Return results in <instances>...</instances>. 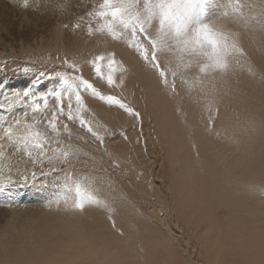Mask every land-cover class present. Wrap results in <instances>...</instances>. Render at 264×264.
I'll list each match as a JSON object with an SVG mask.
<instances>
[{"label": "rangeland", "instance_id": "374dc122", "mask_svg": "<svg viewBox=\"0 0 264 264\" xmlns=\"http://www.w3.org/2000/svg\"><path fill=\"white\" fill-rule=\"evenodd\" d=\"M103 3L104 0H27L25 6V0H0V145L4 151L0 169L4 175L13 169V180L0 177V264H25L33 254L29 248L34 241L23 236L26 227L35 229L42 224L61 228L65 223L100 231L95 245L84 243L77 250L79 258L84 259L79 264H184L187 250L194 249L195 254L199 243L190 233L180 231L181 223L169 214L173 209L171 186L177 183L171 166L176 160L175 165H181L175 168L184 170L181 180L185 188L177 189L184 192L181 199L197 198L201 202L202 194H208L221 201L217 205L212 201V210L202 204H186V208H196L198 219L210 211L220 216L224 222L212 226L220 229L216 234L225 236L232 230L224 216L228 209L242 223L246 212L249 221L256 224V214L250 215L256 208L239 205L237 200L238 205L227 206L225 193L236 199L241 189L264 201V175L260 172L264 165V0H194L198 14L193 23L211 24L230 43L233 37L229 33L239 34L246 54L230 56L228 69L220 71L209 67L210 45L197 44L195 53L177 48L168 67L167 84L139 51L129 46L130 35L116 40L106 29L95 31L110 19L99 15L106 11L101 7ZM137 39L144 42L139 34ZM106 52L114 53L122 65V70L114 73L117 82L124 79L119 88H110L89 63L95 55ZM65 59L75 60L82 75L102 94L117 95L139 111L141 120L137 122L117 106L82 93L86 110L81 116L104 138L101 144L79 119L68 118L66 98L61 102L62 115L52 96L47 98V108L40 101V112L25 109L33 95L57 87L67 89L54 75L72 74ZM24 67L32 70L23 71ZM201 68L205 71L200 72ZM102 72L104 76L108 74L106 61ZM72 107L75 115L74 98ZM53 112L57 113L55 133L49 127ZM17 116L33 124V132H47L51 147L68 151V163L35 167L28 163L24 146L4 136V129ZM23 133L21 126L18 135ZM210 146L215 147L213 154L206 151ZM178 152L187 155L172 161L171 155ZM17 168L27 169L29 175L34 170L36 175L21 182ZM67 172L88 177L93 194L105 200L112 211L90 206L83 215L74 216L57 211L55 205L47 207L50 199L62 195L60 185ZM217 190L222 193L217 195ZM123 216L127 221L125 229L117 222ZM160 217L169 224L161 222ZM244 229L250 241L259 231L258 225L256 230V226L249 227L245 222ZM40 250L48 253L47 246ZM45 256L41 264L70 263ZM75 261L71 264H77Z\"/></svg>", "mask_w": 264, "mask_h": 264}, {"label": "snow or ice", "instance_id": "6c2138e0", "mask_svg": "<svg viewBox=\"0 0 264 264\" xmlns=\"http://www.w3.org/2000/svg\"><path fill=\"white\" fill-rule=\"evenodd\" d=\"M25 6H27V0H25ZM101 7L106 11H101L99 15L110 17V19H106L105 23L95 31L103 32L106 29L107 34L116 40L125 39L130 35L129 46H134L139 51L142 59L152 65L166 84L168 83L166 79L168 67L172 64L173 53L177 48L184 52L191 50L195 53L197 44L201 47L210 45L212 52L209 59L212 62L209 67L220 71L228 69L230 56L239 58L246 54L243 45L239 42V34L229 33L233 37V42L230 43L228 37L219 33L211 24L207 22L193 23L194 17L198 14L194 0H104ZM75 27H79V25H75ZM88 31L92 33L94 30L89 27ZM138 34L142 36L144 42L137 39ZM149 51L151 52L150 56ZM105 61L108 68L106 76L102 72ZM89 63L93 66L97 76L106 79L110 88H119L124 84L123 77L119 79V82L114 79V73L122 70V65L115 59L114 53L106 52L95 55ZM64 64L72 69V74L56 72L54 75L60 77L67 89L57 87L55 90L33 95L30 97L27 106L24 107L25 109L30 107L33 113L40 112L43 110L40 101L44 102L43 108H47V98L52 96L60 110L59 114L62 115L64 109L61 102L66 98L69 102L68 118L79 119L80 124L87 127L94 136H97L101 144H103L104 138L99 136L81 116V113L86 110L82 93H90L109 105L117 106L129 116L134 117L137 122L141 120V113L125 103L119 96L102 94L90 80L82 75L75 60L69 62L65 59ZM22 70L27 72L32 69L24 67ZM204 71V68L200 69V72ZM214 83L213 81V85ZM171 86L175 87L174 81ZM214 89L213 86L211 90ZM73 98L75 100V115L72 107ZM27 115L28 112L25 110L24 116ZM56 115L57 113L53 112L52 120L49 121V127L53 133L57 131ZM21 126L24 128V133L18 135ZM33 126L21 117H14L13 121L4 129L5 137L9 142L15 140L17 145L22 144L24 146V151L30 158L28 163L33 167L45 163L49 165L68 163L69 152L58 147H51L47 132H33ZM124 138L127 139V136ZM33 151H35V155H33ZM3 156V145H0V157ZM15 171L21 182H28L36 175L34 170L30 175L27 169L21 171L17 168ZM12 172L13 169L9 168L8 174L4 175L3 169H0V177L13 180ZM260 172L264 175V165L260 166ZM60 188L62 195L50 199L46 203L47 207L55 205L57 211H63L74 216L83 215L90 206L108 207V211H112L111 207L106 205L105 200L93 194L92 182L88 177H75L71 172H67ZM84 231L87 230L84 229ZM44 256L43 250H39L30 255L25 264H41Z\"/></svg>", "mask_w": 264, "mask_h": 264}, {"label": "bare ground", "instance_id": "6f19581e", "mask_svg": "<svg viewBox=\"0 0 264 264\" xmlns=\"http://www.w3.org/2000/svg\"><path fill=\"white\" fill-rule=\"evenodd\" d=\"M122 50L128 51V50H125L124 48ZM256 56L258 57V55ZM254 59L256 58L254 57ZM214 146H216L215 141H214ZM206 151H208L210 154H213L215 151V147L213 146L207 147ZM186 155L187 154L185 153L182 155L180 153L179 154L176 153V155L175 154L171 155L175 158V159L173 158L172 161L179 159L181 156L186 157ZM170 160L171 158L169 159V161ZM169 161L167 160V162ZM174 162H177V160ZM174 162L172 164L173 167L171 166V173L173 176H175L177 183L171 186L173 188V191L171 190L173 209L171 211H169L170 210L169 209L168 211H169V214H171V217L176 218L177 221L181 223L180 231L185 230L186 233H190L191 237L193 238V241L196 243H199V245L197 246L198 251H195L196 252L195 254L192 253L193 252L192 250L194 249H192L191 251L187 250L188 252L187 257L183 259L184 264H264V201L262 200V198H258L259 195L258 197L252 196L246 192H243L241 189L239 191L240 194L238 195V197H236V199H233L232 197H230V194L225 193V195L228 197L226 201L229 202V205L227 206L238 205L236 204V200H237L239 202V205L240 204L243 205L244 203V205H250L253 208H256L254 212L250 211L251 216H254V214H256V217H255L256 224H252L249 221L248 216L245 211L244 212H245L246 217L243 215L245 220L242 223L237 218V216H235L236 213L232 214L229 212V209H228L227 213L224 216L228 218L227 224L231 226L232 230L230 234L228 235L225 234V236L216 234L215 232L220 231V229L218 227L212 228V226H218L219 224L224 222V221H221V219L219 218L220 216H217L214 213V211H210L204 214L205 215L204 217H202L201 219H198L196 216L197 214L196 208L195 207L186 208V204L188 202L193 203V204H202L204 208L211 209L209 206L212 207L214 206L213 204L217 205L221 201L218 199L210 198L211 195H208V194H202L204 201H201V202L197 201V198H193L190 201H187V198H185V200L181 199L180 197L184 195V192H180L177 189L185 188V184L181 180L184 170H183V167L181 169H176L175 166H177L178 163L177 165H175ZM180 165L178 166L180 167ZM168 188H169V184H168ZM218 193H222V192L217 190L216 194L218 195ZM167 197H168V194H167ZM165 201L163 202V204L165 203ZM212 201H213V204L211 203ZM159 204L161 205V203ZM165 208L167 207L165 206ZM118 211L119 210H117V212ZM160 216L162 217L163 214ZM161 217L159 218L161 219V222L163 221L164 223L169 224L167 219H164V218L162 219ZM123 218L124 216L122 217V219L118 218L117 222L119 223L120 227L125 229L127 226V221L125 220V218L124 219ZM204 221L209 222L212 225L210 224L207 225L206 223H203ZM244 222L249 227L256 226V230H257V225H258L259 231L255 232L254 234L255 237L251 241L247 239L246 237V232L244 229ZM71 223L73 224V222ZM159 223H160V220H159ZM38 226L39 227H35V229L26 227L23 230V236L29 239L30 241H34L29 248L30 251L34 250V252L32 251V253H35L39 251L41 248L47 246L48 253H45V255L47 254L45 257H47L48 259H51L52 261L57 260L59 262H64L68 260L70 262L69 264L75 261V259H78L77 261H75L77 262V264L81 263L80 259L82 260L84 259L82 257L79 258L77 254V250L83 247L84 243H86L89 247L95 245L98 239V236L100 234V231L98 228H92V229L85 228L87 230L85 232L82 226L78 227V225L73 226L71 224H66V223L65 225H62L61 228L60 226H54V225L53 226L46 225V227H42L43 225L40 224ZM175 226H180V224L175 225ZM168 229H171V228H168ZM59 235L63 236V238L59 237ZM35 246H38V247L34 248ZM29 253L32 254L31 252Z\"/></svg>", "mask_w": 264, "mask_h": 264}]
</instances>
